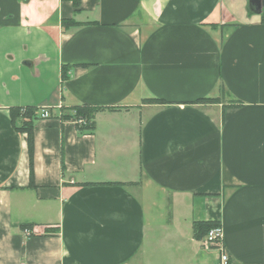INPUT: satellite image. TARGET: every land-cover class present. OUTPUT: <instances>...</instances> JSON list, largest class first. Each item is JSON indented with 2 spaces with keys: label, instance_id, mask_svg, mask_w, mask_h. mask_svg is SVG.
Here are the masks:
<instances>
[{
  "label": "crops",
  "instance_id": "0c3cea01",
  "mask_svg": "<svg viewBox=\"0 0 264 264\" xmlns=\"http://www.w3.org/2000/svg\"><path fill=\"white\" fill-rule=\"evenodd\" d=\"M263 13L0 0V264H221L195 221L219 223L229 264H264ZM82 105L104 108L91 132Z\"/></svg>",
  "mask_w": 264,
  "mask_h": 264
},
{
  "label": "trees",
  "instance_id": "16d2710c",
  "mask_svg": "<svg viewBox=\"0 0 264 264\" xmlns=\"http://www.w3.org/2000/svg\"><path fill=\"white\" fill-rule=\"evenodd\" d=\"M76 9L80 6V0H71ZM262 20L264 22V13L262 15ZM83 22H79L72 19H63L62 24L65 27L73 26V25H81ZM67 72L66 69L63 71V76L66 77ZM156 102H163L162 99H154ZM219 98H199L198 100L194 101V103L199 102H220ZM104 109L103 107H94L88 105L77 106L75 108V114L77 120L79 118L85 119V121L81 124L78 121V126L82 131H92L95 128L94 117L95 114ZM38 107L36 106H27V107H14L11 110V115L14 124L16 125L17 129L21 132H27L28 134V141H29V152H30V159H31V166L33 161V149H34V121L36 119V112ZM21 121L18 122V119ZM32 174V173H31ZM170 215V213H169ZM219 226L218 222L215 221H195L193 223L194 229V236L197 239H202L208 231L214 227Z\"/></svg>",
  "mask_w": 264,
  "mask_h": 264
},
{
  "label": "built area",
  "instance_id": "2783aa9c",
  "mask_svg": "<svg viewBox=\"0 0 264 264\" xmlns=\"http://www.w3.org/2000/svg\"><path fill=\"white\" fill-rule=\"evenodd\" d=\"M51 112L48 108H42L40 110V117L46 118V117H51ZM79 123H83L85 119L79 118L77 120ZM223 229L222 227L215 226L212 227L206 236L202 239V246L205 249H210V248H217L220 251V263L221 264H229V257L228 255L224 252V247H223Z\"/></svg>",
  "mask_w": 264,
  "mask_h": 264
},
{
  "label": "water",
  "instance_id": "95a60500",
  "mask_svg": "<svg viewBox=\"0 0 264 264\" xmlns=\"http://www.w3.org/2000/svg\"><path fill=\"white\" fill-rule=\"evenodd\" d=\"M251 4L255 7L257 11H262L263 0H251Z\"/></svg>",
  "mask_w": 264,
  "mask_h": 264
},
{
  "label": "rangeland",
  "instance_id": "374dc122",
  "mask_svg": "<svg viewBox=\"0 0 264 264\" xmlns=\"http://www.w3.org/2000/svg\"><path fill=\"white\" fill-rule=\"evenodd\" d=\"M214 227H215V226H214ZM205 236H206V235H205ZM205 236H204V237H205ZM204 237H203V238H204ZM203 238H202V239H203ZM210 249H211V248H210ZM210 249H206V250H210ZM216 249H217V248H216ZM217 250H218V249H217Z\"/></svg>",
  "mask_w": 264,
  "mask_h": 264
}]
</instances>
